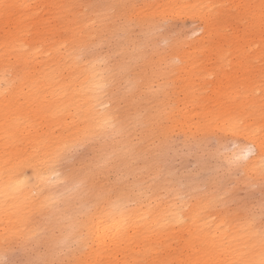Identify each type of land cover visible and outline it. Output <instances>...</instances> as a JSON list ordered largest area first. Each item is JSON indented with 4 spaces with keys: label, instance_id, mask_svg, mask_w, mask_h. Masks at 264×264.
Instances as JSON below:
<instances>
[{
    "label": "bare ground",
    "instance_id": "bare-ground-1",
    "mask_svg": "<svg viewBox=\"0 0 264 264\" xmlns=\"http://www.w3.org/2000/svg\"><path fill=\"white\" fill-rule=\"evenodd\" d=\"M184 18L197 38L167 31ZM176 132L231 141L224 171L264 185V0H0V258L262 264L264 224L232 191L160 170Z\"/></svg>",
    "mask_w": 264,
    "mask_h": 264
},
{
    "label": "rangeland",
    "instance_id": "rangeland-1",
    "mask_svg": "<svg viewBox=\"0 0 264 264\" xmlns=\"http://www.w3.org/2000/svg\"><path fill=\"white\" fill-rule=\"evenodd\" d=\"M170 23L168 22L169 27L168 24L165 25L171 35L188 36L194 39L201 34L198 21L184 18L172 20ZM112 44L113 41L108 45H103L102 49L100 48L101 45L97 46V53L109 52ZM173 139L169 149L163 151L160 157V170L163 174L166 173L165 175L172 178V181H175L174 183L184 191L198 187L203 192L209 186L221 184L233 193L230 208L239 207L243 213L253 214L257 222L264 224V185L254 184L250 187L245 184L242 185L238 181L241 178L239 172H234L230 176L224 171L223 149L225 148V153L230 152L234 148L231 141L222 148L214 139L199 147L185 145L181 133L175 134ZM77 149L69 152L71 154L70 156L68 154L69 157L66 160V164L69 166L65 167L76 168L81 160L91 156L90 150L86 147ZM65 167L63 165V168ZM239 208L238 210H240ZM43 251V246L34 250H21L13 247L11 251L0 258V264H42L39 256Z\"/></svg>",
    "mask_w": 264,
    "mask_h": 264
},
{
    "label": "snow or ice",
    "instance_id": "snow-or-ice-1",
    "mask_svg": "<svg viewBox=\"0 0 264 264\" xmlns=\"http://www.w3.org/2000/svg\"><path fill=\"white\" fill-rule=\"evenodd\" d=\"M112 127V120L111 119H107L105 120L104 124L102 125V129L104 130H108L109 128ZM233 131H239L238 128H234ZM246 158V153L242 154L240 156H237L236 158H234L230 163L234 166H239L241 164V162ZM262 264H264V261H262Z\"/></svg>",
    "mask_w": 264,
    "mask_h": 264
}]
</instances>
